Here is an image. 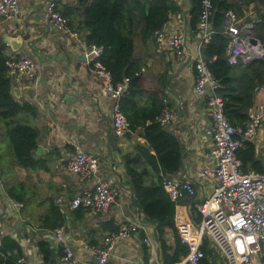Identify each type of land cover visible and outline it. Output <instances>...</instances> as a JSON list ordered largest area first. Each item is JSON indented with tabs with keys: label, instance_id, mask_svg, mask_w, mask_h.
<instances>
[{
	"label": "crops",
	"instance_id": "crops-1",
	"mask_svg": "<svg viewBox=\"0 0 264 264\" xmlns=\"http://www.w3.org/2000/svg\"><path fill=\"white\" fill-rule=\"evenodd\" d=\"M46 1L19 0L21 13L18 17H0V46L4 47L8 57L26 53L37 64L34 79L18 81L10 75L12 93L15 99L34 104L39 112L37 117L29 120L39 130L34 150L39 164L33 169L15 163L5 129L0 126V218L7 234L19 241L26 256L43 264L38 243L48 240L55 249L60 248L62 243L55 233L58 227L64 228L68 245L76 256L86 259L92 257L93 246L104 243L105 235L113 226L134 221L140 224L139 231L118 244L109 264H165L156 224L135 205L126 167L127 154L139 156L134 165L146 173V184L157 179L154 167L138 150V146L148 145L144 127L130 125L123 134L115 130L112 100L104 94L103 83L93 73L85 53L88 45L84 39L86 30L81 29L79 23L81 17L71 13L67 16L77 35L65 34L45 19ZM174 1L179 10L171 13L164 28L168 36L179 31L184 33V54L180 56L171 51L168 57L157 51L154 36L144 39L137 34L134 57L141 65V88L132 103L133 112L143 113L154 101L170 109L173 119L163 125L180 140L183 161L177 173L167 175L192 180L197 190L195 196L184 197L176 204V231L168 228L164 235L170 251L176 247L177 236L180 237L177 222L199 223L201 215L196 203L209 197L217 183L211 176H202V171L214 162V143L206 134L213 120L208 97L195 92V60L202 38L200 30L194 31L191 26L194 2ZM75 6H78L76 0H61L63 11ZM235 8L245 19L258 12L256 3H239ZM7 34L22 41L20 49L12 48L6 41ZM262 98L264 91L255 90L254 104ZM126 116L128 118V114ZM252 141L258 157L264 162V124ZM76 144L98 157L100 177H113L117 181L120 197L105 211L82 207L83 211L78 212L80 208H70V200L85 188L95 186L97 181L94 177L84 179L68 168ZM39 146H42L40 151ZM151 152L155 154V151ZM11 187L16 188L20 199L8 193ZM16 202L21 206L17 207ZM52 209L55 212L51 215L52 222L56 214H62L65 219L55 229L43 224ZM178 213L182 217H178ZM204 246L209 251L206 253L209 263L227 264L210 239L204 240ZM58 260L63 264L61 257Z\"/></svg>",
	"mask_w": 264,
	"mask_h": 264
},
{
	"label": "built area",
	"instance_id": "built-area-1",
	"mask_svg": "<svg viewBox=\"0 0 264 264\" xmlns=\"http://www.w3.org/2000/svg\"><path fill=\"white\" fill-rule=\"evenodd\" d=\"M20 13L19 0H0V17H18ZM213 13V0H202L198 25L203 43L200 44V51L195 60V92L208 97L213 120L206 134L214 143L212 150L214 162L211 167L202 171V176H211L217 183L209 197L196 203L201 215L199 223L177 222L181 242L189 246V252L174 264H204L202 262L206 258V251L203 242L207 238L226 258L227 264H264V172H244L242 161L237 154L244 139L252 140L264 124V98L258 100L250 110L246 128L236 127L230 122L225 112L224 98L220 93L222 84L203 54V47L213 33L211 29ZM44 17L59 31L71 36L77 35L70 26L69 18L61 9V0H47ZM258 21L256 15L247 20L233 9L227 12L224 33L230 39L228 48L230 64H247L264 58V42L259 38L258 43L250 41L251 37H256L253 31ZM165 25L166 23L163 28L154 32L157 51L168 57L171 51L183 56L184 33L179 31L168 36ZM103 52V46L98 45L87 46L85 50L93 73L103 83L104 94L112 100L114 128L119 134H123L130 128V121L122 106L128 94L130 78L125 77L123 81L115 83L112 73L101 61ZM7 65L9 74L18 81L36 78L37 64L29 54L11 57L7 60ZM256 90L264 91V84L257 86ZM172 119V113L167 106L157 116V120L162 124L169 123ZM68 168L84 179L97 178L95 186L85 188L70 200L71 209L86 207L105 211L120 197L121 191L116 179L100 177L98 157L81 144H76ZM162 176L163 185L176 204L184 197L196 195L197 190L192 180L163 173ZM15 205L20 207L21 203L16 202ZM177 216L182 217L179 213ZM139 229L140 224L137 222H122L118 230L105 235L102 245L93 246L92 257L86 259L78 258L69 247L63 227H58L55 233L65 250V254L61 256L63 264H109L118 244L129 239ZM6 235V227L0 218V246ZM17 264L42 263H37L24 254L18 258Z\"/></svg>",
	"mask_w": 264,
	"mask_h": 264
},
{
	"label": "trees",
	"instance_id": "trees-1",
	"mask_svg": "<svg viewBox=\"0 0 264 264\" xmlns=\"http://www.w3.org/2000/svg\"><path fill=\"white\" fill-rule=\"evenodd\" d=\"M78 6L63 11L66 16L73 14L80 16L81 29L86 30L84 39L88 46H103L101 61L112 73L115 83L125 77L130 78L128 94L123 100V110L128 114L131 127H144V137L147 146H138L139 152L155 169L157 179L146 184V173L138 170L134 165L139 156L126 155V167L130 176V184L134 195V202L145 214L148 220L156 224V231L162 242V253L165 264H173L182 259L189 252V246L181 242L177 236L175 249L165 241L164 235L168 228L176 231V203L173 201L163 185V174L177 173L183 161L182 144L180 140L167 131L157 120L164 104L156 101L146 108L143 113L133 112V98L139 92L141 65L134 57L135 36L140 34L144 39L154 36L157 29L163 28L172 12L179 10L174 0H76ZM191 26L199 31V19L202 10V0H193ZM214 13L211 17L213 33L210 40L203 47V54L214 75L220 80V93L225 102V112L230 122L236 127L246 128L249 113L254 106L256 87L264 84V58L247 64L232 65L228 61L229 37L224 33L227 12L237 10V4L250 5L256 3L259 21L255 25L253 34L264 42V0H213ZM237 12V11H236ZM251 19V18H250ZM247 19V20H250ZM71 24V22H70ZM8 55L0 46V126L7 133L15 163L27 169H33L39 162L35 158L34 150L38 144L39 130L29 123L30 118L38 116L37 107L29 101H19L12 93V78L7 65ZM155 151V154L151 152ZM243 164L244 172L252 170L263 173L264 162L258 157L255 143L244 139L243 145L237 151ZM16 188L11 187L8 193L18 198ZM79 211H83L81 207ZM52 213L44 218V226L55 229L64 222L62 214H56L54 222ZM120 225L113 226L111 231L118 230ZM43 256V264H60L59 257L65 254L63 245L55 249L48 240L38 243ZM206 253L209 251L205 249ZM24 255L19 241L6 235L0 246V264H17L19 257ZM204 264L209 263L206 258Z\"/></svg>",
	"mask_w": 264,
	"mask_h": 264
},
{
	"label": "water",
	"instance_id": "water-1",
	"mask_svg": "<svg viewBox=\"0 0 264 264\" xmlns=\"http://www.w3.org/2000/svg\"><path fill=\"white\" fill-rule=\"evenodd\" d=\"M7 42L11 44L12 48L14 50H18L21 48V45H22V41L20 39H18L16 36H11V35H8L7 34ZM250 41L252 43H258L259 39L257 37H251L250 38ZM26 52H28V49H26ZM18 87L15 88V91H17ZM42 149V146H39L38 147V151H40Z\"/></svg>",
	"mask_w": 264,
	"mask_h": 264
},
{
	"label": "rangeland",
	"instance_id": "rangeland-1",
	"mask_svg": "<svg viewBox=\"0 0 264 264\" xmlns=\"http://www.w3.org/2000/svg\"><path fill=\"white\" fill-rule=\"evenodd\" d=\"M6 134H7V133H6V131H5V136H6ZM7 143L9 144V141H8V140H7ZM10 150H11V149H10Z\"/></svg>",
	"mask_w": 264,
	"mask_h": 264
}]
</instances>
